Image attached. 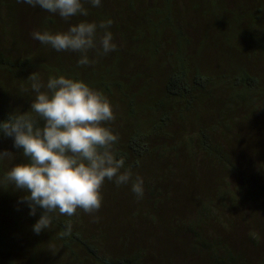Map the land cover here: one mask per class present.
<instances>
[{
	"label": "trees",
	"instance_id": "obj_1",
	"mask_svg": "<svg viewBox=\"0 0 264 264\" xmlns=\"http://www.w3.org/2000/svg\"><path fill=\"white\" fill-rule=\"evenodd\" d=\"M85 7L87 17L65 22L0 0V120L29 110L24 89L34 72L44 81L69 75L102 91L116 117L109 126L119 137L117 156L144 179L140 199L130 185L105 181L104 218L149 229L123 226L115 253L108 227L91 226L77 209L71 217L56 213L37 235L32 225L42 210L29 215L19 202L25 193L3 179L0 164V264H144L148 249L130 253L131 240L179 243L183 264H264V0ZM80 20L112 21L117 50L93 66L77 67V54L31 38L34 30L62 31ZM5 150L22 159L0 136ZM158 252L164 264H177L175 254Z\"/></svg>",
	"mask_w": 264,
	"mask_h": 264
},
{
	"label": "clouds",
	"instance_id": "obj_2",
	"mask_svg": "<svg viewBox=\"0 0 264 264\" xmlns=\"http://www.w3.org/2000/svg\"><path fill=\"white\" fill-rule=\"evenodd\" d=\"M39 8L65 22L87 17L89 9L103 0H17ZM112 21L80 20L66 30H34L33 40L56 52L77 54V67H89L117 50ZM30 108L14 110L0 120V136L10 138L22 159L0 151L5 165L3 179L25 195L19 201L29 215L41 214L32 225L35 234L51 228L56 213L71 217L77 209L92 214L102 206L105 181L117 187L130 185L138 198L144 195V179L133 175L125 159L118 157V134L109 126L116 119L111 101L83 79L65 74L52 75L46 81L38 73L29 76ZM7 162V163H5ZM70 232V226L65 235Z\"/></svg>",
	"mask_w": 264,
	"mask_h": 264
},
{
	"label": "rangeland",
	"instance_id": "obj_3",
	"mask_svg": "<svg viewBox=\"0 0 264 264\" xmlns=\"http://www.w3.org/2000/svg\"><path fill=\"white\" fill-rule=\"evenodd\" d=\"M102 212L100 213L103 217L98 216L99 213L95 212L92 214H88L86 215L87 220H90V223L92 224L91 226H95L97 224H101L103 223V228L105 231H107V227H108V231L111 233V235H113V238L110 240L109 242V247L113 248L114 252L117 253V249L119 250L121 248V242H118V240L116 239L115 235L116 234H120L121 232L124 231V227L123 226H132L135 229V233H143L144 231H147L149 229L148 225L143 224V222L141 221L139 224H134L135 222L132 221V224L127 225V221L125 222H121L120 225L122 226V228L117 224V222L119 220L117 219H105L104 217L109 216L110 214L108 213V211L104 210L103 208H101ZM90 226V227H91ZM123 230V231H122ZM242 230V228H241ZM134 235H130L128 238H131ZM182 246L179 243L176 242H168V243H162L160 246V242L159 241H149L143 244H138L136 243L135 240H131L130 243H128V249L130 253H133L135 251H138L139 249H148V252L146 254V256H142L143 262L144 264H164L163 262V257L162 255L158 252L160 250L161 253H171V254H175L172 258H170L171 260H175L177 264H183L184 260H185V256L182 253ZM117 248V249H116ZM141 259V262H142Z\"/></svg>",
	"mask_w": 264,
	"mask_h": 264
}]
</instances>
